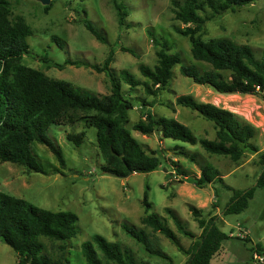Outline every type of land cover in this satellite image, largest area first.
Listing matches in <instances>:
<instances>
[{"label":"rangeland","instance_id":"rangeland-1","mask_svg":"<svg viewBox=\"0 0 264 264\" xmlns=\"http://www.w3.org/2000/svg\"><path fill=\"white\" fill-rule=\"evenodd\" d=\"M7 1L10 3V17H22L33 30V34L26 39L31 56H24L22 64L42 71L52 79L69 83L82 95L102 98L110 94L109 79L91 66L101 67L111 52L109 68L115 74L126 69L139 80H145L139 73V66L152 68L156 64V51L159 48L153 39H165L171 45V53L180 57L182 65L202 66L191 57L188 37L178 33L184 26L174 18L177 6L185 0ZM114 1L125 6L126 16L121 27ZM208 15L210 13L206 11ZM84 20L91 22L105 38V44L83 26ZM53 37L61 41V47L52 41ZM199 37L203 40L225 38L238 45H248L260 58L264 54V0L206 21ZM43 57L58 64L66 61L87 63L88 67L66 65L63 69H56L42 62ZM120 83L122 92L125 95L131 93L135 103L128 112L125 127L146 150H155L161 156L162 165L156 171L133 173L125 178L105 175L102 171L105 162L97 147L96 129L88 127L85 118L93 112H77L72 123L51 125L45 132L60 151L65 166L60 165L48 147L33 142L31 154L41 167V172H27L20 165L0 161V191L41 209L70 212L77 216L73 223L74 236L67 248L70 264H85L80 245L90 242L94 235L129 250L137 261L183 264L187 259L185 255L163 235L141 224L144 215L141 202L145 192L150 213L157 215L175 233L183 248L187 249L201 233L190 213L189 207L192 206L201 211L204 219L217 216L218 227L232 237L210 264H264V261L255 263L249 252V248L255 244H261L264 248V188L255 190L248 208L242 213L222 215L233 190H246L255 185L260 172L258 153H245L238 161H232L209 155L199 144L161 139L157 133L143 136L131 129L149 111L157 117L176 119L198 139H214L212 122L191 109L175 104L177 96L190 95L198 102L226 109L256 128L251 143L261 152L264 150V99L236 93H217L209 86L195 84L190 78L182 76L179 66L172 69L166 87L156 96L146 94L141 86L130 92L127 85ZM68 134L80 137L81 144L76 146L70 142ZM174 146H179L187 156ZM191 156L194 161L190 160ZM207 164L218 170L221 180L197 188L190 180L198 177L199 169ZM166 208L178 217L195 239L177 232ZM123 225L143 231L150 250L166 257L149 255L142 245L126 235ZM38 240L43 245V253L52 261H57L61 255L58 248L61 243L46 237H39ZM97 257L101 264H115L105 261L98 251ZM16 262L14 251L0 241V264Z\"/></svg>","mask_w":264,"mask_h":264},{"label":"trees","instance_id":"trees-1","mask_svg":"<svg viewBox=\"0 0 264 264\" xmlns=\"http://www.w3.org/2000/svg\"><path fill=\"white\" fill-rule=\"evenodd\" d=\"M256 1L258 0H185L182 5L177 6L174 18L184 26L178 33L188 37L191 57L203 68L182 65L180 57L171 53V45L165 39H153L159 48L156 51V64L152 68L139 66V73L145 80H139L126 69L115 74L109 68L112 52L101 67L91 66L96 72L104 73L111 85L109 95L97 98L82 95L69 83L52 79L42 71L22 64L24 56H31L26 39L33 34V30L22 17L11 18L10 3L0 0V161L20 165L27 172H41V167L31 154L32 143L38 142L48 147L60 165L65 166L60 151L45 135L47 128L72 123L77 112H93L85 118L87 126L96 129L97 147L105 162L102 171L114 173L118 178H125L133 173L149 174L156 171L162 165L161 156L155 150H146L125 127L128 112L134 108L135 103L131 99V93L125 95L122 92L120 82L127 85L130 92L141 86L146 94L156 96L166 87L172 69L179 66L182 76L190 78L195 84L209 86L217 93H236L264 99V54L257 58L248 45H238L225 38L203 40L199 37L206 21ZM114 7L121 27L126 16L125 6L114 1ZM206 11L210 15L206 16ZM83 26L99 42L106 43L91 22L84 20ZM52 39L61 47L58 38ZM121 49L133 53L127 48ZM41 59L47 66L56 69H63L66 65L88 67L87 63L66 61L58 64L47 57ZM175 104L191 109L212 122L214 139H198L186 125L176 119L157 117L149 111L145 112L144 118L132 125V131L143 136L157 133L161 139L189 145L199 144L209 155L232 161H238L245 153H258L260 172L255 185L246 190H233L222 210L223 216L242 213L248 208L255 190L264 188V150L258 152L251 143L256 128L234 113L210 103L198 102L190 95L177 96ZM67 139L76 146L82 141L80 137L69 134ZM174 147L180 150L179 146ZM180 152L187 156L181 150ZM190 160L194 161L193 156ZM218 179L221 180L218 170L207 164L199 169V176L192 178L190 183L197 188H204ZM227 188L231 190L230 187ZM141 203L144 210L141 224L152 232L163 235L185 255L187 259L183 264H210L211 259L222 249V244L232 238L218 227L217 216L204 219L200 210L190 206V213L201 229L199 237L195 239L178 217L166 208L177 232L186 238L195 239L185 249L175 233L157 215L150 213L146 192ZM76 220L77 216L73 213L41 209L0 191V241L14 251L16 264H70L67 248L69 240L74 236L73 223ZM122 228L149 255L166 257L150 250L143 231L129 225H123ZM39 237L61 243L58 247L61 255L57 261H52L43 253ZM253 246L249 248L250 253L264 255L261 244ZM97 251L107 262L147 264L137 261L129 250L121 249L117 243L109 242L100 235H94L90 242L80 245L85 264H101Z\"/></svg>","mask_w":264,"mask_h":264},{"label":"built area","instance_id":"built-area-1","mask_svg":"<svg viewBox=\"0 0 264 264\" xmlns=\"http://www.w3.org/2000/svg\"><path fill=\"white\" fill-rule=\"evenodd\" d=\"M251 258L255 263H263L264 261V255L258 254L256 252L252 253Z\"/></svg>","mask_w":264,"mask_h":264},{"label":"water","instance_id":"water-1","mask_svg":"<svg viewBox=\"0 0 264 264\" xmlns=\"http://www.w3.org/2000/svg\"><path fill=\"white\" fill-rule=\"evenodd\" d=\"M43 1H48V0H43ZM103 173L105 174V175H108V176H111V177H116V178H118L114 173H111V172H108V171H103Z\"/></svg>","mask_w":264,"mask_h":264},{"label":"crops","instance_id":"crops-1","mask_svg":"<svg viewBox=\"0 0 264 264\" xmlns=\"http://www.w3.org/2000/svg\"><path fill=\"white\" fill-rule=\"evenodd\" d=\"M231 235V234H230ZM228 243V240H226L223 244H222V248L225 247L223 246L224 244H227ZM222 252V251H221Z\"/></svg>","mask_w":264,"mask_h":264}]
</instances>
